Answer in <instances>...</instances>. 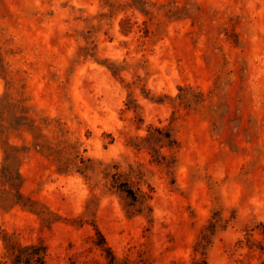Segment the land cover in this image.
<instances>
[{"label": "rangeland", "instance_id": "374dc122", "mask_svg": "<svg viewBox=\"0 0 264 264\" xmlns=\"http://www.w3.org/2000/svg\"><path fill=\"white\" fill-rule=\"evenodd\" d=\"M40 242L264 264V0H0V264Z\"/></svg>", "mask_w": 264, "mask_h": 264}, {"label": "trees", "instance_id": "16d2710c", "mask_svg": "<svg viewBox=\"0 0 264 264\" xmlns=\"http://www.w3.org/2000/svg\"><path fill=\"white\" fill-rule=\"evenodd\" d=\"M171 134L168 133L164 135L161 139L159 137H154V133L150 132V135L144 138V141L148 144V146L151 149H157L159 145L164 144L167 140H170ZM161 140V141H159ZM3 171H6L5 174H7V177L9 178V182L12 186H16L14 179L12 177V170L9 167L3 169ZM10 172V173H9ZM9 173V175H8ZM18 176L20 174L18 173ZM19 197L22 196L21 193L17 194ZM18 201V199H17ZM47 246L43 244L42 242L40 243H31L27 244L21 247H18L17 251L13 253V257L11 260L10 264H46V256H47ZM108 264H115V256H112L111 261ZM206 264V263H204Z\"/></svg>", "mask_w": 264, "mask_h": 264}]
</instances>
